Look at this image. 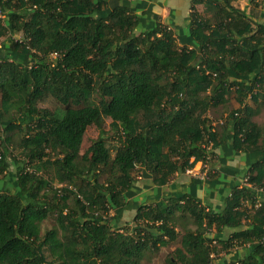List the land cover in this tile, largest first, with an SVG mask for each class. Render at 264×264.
Returning <instances> with one entry per match:
<instances>
[{
  "label": "trees",
  "instance_id": "obj_1",
  "mask_svg": "<svg viewBox=\"0 0 264 264\" xmlns=\"http://www.w3.org/2000/svg\"><path fill=\"white\" fill-rule=\"evenodd\" d=\"M233 1L192 0L174 33L148 0H0V264H142L177 239L178 223L180 246L163 264H211L212 239L232 252L219 264H264V121L252 120L264 103V22ZM231 91L213 127L208 110ZM47 95L61 108L38 106ZM91 126L99 132L87 139ZM6 150L49 161L50 181L18 165L9 187ZM240 152L250 154L246 182L219 206L197 195L206 180L162 194L209 154L226 164ZM137 166L159 186L143 201ZM128 209L132 227L119 225Z\"/></svg>",
  "mask_w": 264,
  "mask_h": 264
},
{
  "label": "rangeland",
  "instance_id": "obj_2",
  "mask_svg": "<svg viewBox=\"0 0 264 264\" xmlns=\"http://www.w3.org/2000/svg\"><path fill=\"white\" fill-rule=\"evenodd\" d=\"M255 1L256 2H254V4L249 3L247 0H234L232 3L239 10H245L247 13H249V15L254 17V19H257V21L264 22V0H255ZM191 2L192 0H151V3H153V9L154 10L156 9L158 12H160L162 16L165 15V18H163L164 19L163 21L161 17L159 20L167 24L169 27H171L174 33L177 32V29L175 26H180L183 28L187 27ZM195 7L197 10L202 12L203 4H196ZM0 15H1L0 17L3 18V14H0ZM14 37L17 38L18 36H14ZM51 58H53V55L51 56ZM233 95H234V92L231 91L230 95H227V100L225 104L212 107L208 110V113H209L208 117L213 127L218 128L220 123H222V120L224 119V117H226L228 111L232 108L233 103H234ZM259 98L262 99L264 102V94L259 96ZM249 100L252 101L251 98H249ZM37 104L40 107H46L51 110H57L61 108L57 100L51 95H47L46 97L41 99ZM251 105L252 107H254L253 102H251ZM253 118L256 122H259V123L264 121V103H262L260 113L255 115ZM98 132L99 131L95 129V127L93 126L89 127L86 132L87 139H88V136L89 137L96 136ZM103 135H104L106 144L110 148H113L115 145L116 135L113 132V130L110 129V118L108 117L104 118ZM209 151H212V150L210 149ZM214 151L217 152L218 149H215ZM2 155L4 156L8 166L6 170L1 172V174L2 173L4 174L5 176L4 182L6 184L8 183L9 187H12L11 186L12 183L10 182L9 177L15 174V172L17 171L18 165H21L26 171H29V172L36 171L37 174H39L43 178L48 179L50 181V174L52 171V167L49 161H44L42 164H35V165L30 164L27 162V160L25 162L22 160V156H20V153L18 151L6 150L5 152H2ZM216 162H217V159L215 155L209 154L206 161L203 162L202 168H200L201 162L198 161L194 164L193 171L194 172L196 171L194 174L185 173V172L174 174L170 182L174 181L175 190H181V189H184V187L186 188L189 182L194 178L201 179L202 181L206 180V182L211 181L215 179L217 176V174L215 173V169H214V165H215L214 163ZM210 173L211 175H215L214 178H211L213 176H209ZM198 174L202 176V178H199ZM133 176H134V185L140 189V192L138 193V197L140 198V200L143 201L145 197H153L158 187H157V184L152 180V178L144 176V174L141 173L140 167L138 166L133 171ZM170 182L160 187L162 189V194L171 190V186H169ZM69 185L71 186V184L61 183L57 181H52L50 183V186L52 188L59 187V186L70 187ZM52 188L49 187L48 189H44V191L47 195V198H49L50 196V199L54 201L55 196L52 195L54 194L52 191ZM197 188H198L197 189L198 193L201 194V196H203L202 200L206 201L207 199H205V197L207 196L205 195V193L203 194V190H202L203 184L198 185ZM150 200L148 201L150 202ZM134 213H135L134 209L125 210L119 221V225H129V227H132L133 225L132 219H133ZM110 214L113 215V212L110 211ZM179 222H181V220H179ZM53 224H54L53 217L50 216L47 220L44 221L43 227L50 228L51 226H53ZM182 226L183 225L179 223L176 224V230L179 232V235L175 241L170 242L167 245H162L158 247L157 249H154V251H152L151 254H148L143 258L142 264H163L166 257L171 255L174 249L180 246V236L182 232L184 231ZM184 226H186V228H191V229L194 228V225L190 221L186 222ZM225 231H227L225 232V234L227 235L229 230H225ZM209 236L212 237L213 235L210 234ZM211 242H212V245H214V247L218 249V251L216 252L214 251V253L211 255V260L209 261L211 264H219L223 258L224 260L229 259V256H230L229 250L225 251V249H222L221 243L217 241L216 239H212Z\"/></svg>",
  "mask_w": 264,
  "mask_h": 264
},
{
  "label": "crops",
  "instance_id": "obj_3",
  "mask_svg": "<svg viewBox=\"0 0 264 264\" xmlns=\"http://www.w3.org/2000/svg\"><path fill=\"white\" fill-rule=\"evenodd\" d=\"M149 2L150 4H152V11L158 14L163 21L164 20L163 18H165V15L162 16L160 12H158L156 9H155L156 10L155 12V10L153 9V3H151V0H149ZM252 120L255 121L254 118ZM217 153H219V150L217 151ZM249 155H250L249 152L247 153L240 152V153L235 154V156L232 157L231 159L227 160L226 164H220L218 161L214 163L215 164L214 169H215V173L217 174V176L215 180L205 182L202 188L203 194L205 193V195L207 196L205 197V199L207 200L206 201L204 200L206 203H209L213 207L219 206L222 203V198L224 197V195L228 194L229 192L228 189L232 183H238V184L244 183L243 179H244V174L247 169L246 164H247V161H248L247 159ZM253 156H257V154ZM174 185H175L174 181H171L169 184V186H171V190H175ZM187 189H188V185L186 186V188L184 187V189L182 190H187ZM197 195L201 199L203 198V196H201V194H199L198 191H197ZM257 196L260 202H264V191H257ZM244 250L243 248H239V253L242 254ZM229 255L231 256L232 252H230ZM227 260L228 259L224 260L223 258L220 261V263H223Z\"/></svg>",
  "mask_w": 264,
  "mask_h": 264
},
{
  "label": "built area",
  "instance_id": "obj_4",
  "mask_svg": "<svg viewBox=\"0 0 264 264\" xmlns=\"http://www.w3.org/2000/svg\"><path fill=\"white\" fill-rule=\"evenodd\" d=\"M0 157H1V156H0ZM202 166H203V164H202V162H201V164H200V168H202ZM193 170H194L193 167H192V168H189V169L186 170V173L194 174L196 171L194 172ZM197 173H198V172H197ZM198 175H199V174H198ZM199 178H202V176L199 175ZM243 182H246V178L243 179Z\"/></svg>",
  "mask_w": 264,
  "mask_h": 264
}]
</instances>
